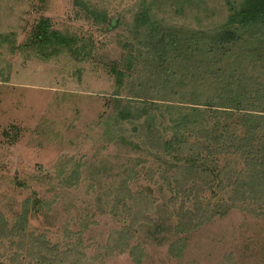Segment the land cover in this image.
<instances>
[{"label": "rangeland", "instance_id": "1", "mask_svg": "<svg viewBox=\"0 0 264 264\" xmlns=\"http://www.w3.org/2000/svg\"><path fill=\"white\" fill-rule=\"evenodd\" d=\"M241 1L0 0V264H264V202L231 201L260 159L235 104L264 113V19L220 59L180 43Z\"/></svg>", "mask_w": 264, "mask_h": 264}, {"label": "trees", "instance_id": "2", "mask_svg": "<svg viewBox=\"0 0 264 264\" xmlns=\"http://www.w3.org/2000/svg\"><path fill=\"white\" fill-rule=\"evenodd\" d=\"M146 15L147 14L144 11H142L141 13H137L138 16L137 18L139 19L141 17L142 19L146 17ZM227 16L229 18V23H235L236 26H233L232 28L229 27L223 31L222 30L220 31L219 29L218 33L216 34L214 32L217 29L209 30L208 32L201 31L199 32V36H197V32L195 30H191L186 33V36L184 38H180L181 47L185 49L188 48V50H191L190 45L195 41V38L204 39L210 45L213 46H216L217 43H219V47L217 49L210 48L206 51V57L210 56V58H214V59L218 57V59H220L222 57V54L225 55L229 52L230 50L229 44L234 43V39L235 40L239 39V36L237 34L242 35L240 32L237 33L238 31H241L244 28H245L244 30H247L249 27L250 29L253 30L256 27L261 26V23L264 19V0H242L236 5L227 8ZM166 33H167L166 35L169 34L168 32ZM251 34L253 35L252 32ZM262 35L263 33H261L259 36L256 37L257 47L249 50V53L255 51H262L264 47V37ZM164 37L165 34H163L160 39H163ZM147 56L151 57L150 54H147ZM157 68L162 69L163 68L162 64H159ZM232 81L233 80H231V82ZM261 86L264 88V85ZM235 108L253 111L252 113H249L250 114L249 117L245 119V121L248 122V125H246L247 136L243 140L244 142H246L245 143L246 149H244V152L246 150L252 149L251 152H248V158L252 156L257 157L259 155L260 159L254 158L251 161L253 167L251 168L250 171L246 172L244 169H241V171L235 175L232 185L233 196L231 198V201L232 202L240 201L242 200V198H245L246 193H250L253 194V196H255L254 200L256 202L258 203L259 201L264 202V113H255V111H257L255 107L245 106L244 108H240L239 102L235 104ZM212 110L214 112L215 124L212 125L210 131H205V134H202L201 136L207 141L214 139L213 134L216 133L220 127V123L217 122L218 118L223 113H226L224 111H227L221 109H212ZM195 112L201 114L203 111L200 110L199 107H192L191 112L189 113V116L191 118L186 120L187 124H193L197 122V117L195 115ZM227 114L228 116H230L229 113ZM183 118H185V116ZM255 134H256L255 136L256 140H254L251 145L247 144V141L252 140ZM140 135H142V137L144 138L145 144L157 152H164L166 150L172 151V149L178 148L179 145L177 139L165 141L160 136L159 133L150 134L149 130H147L146 123H143L141 125ZM189 146L191 148L193 147L192 145ZM243 155L244 154H241L240 156L243 157ZM176 186L177 188L174 190L176 194L183 193L184 196L187 197H189L190 194L192 193L196 197L198 195V191L192 192L191 189L185 188L184 184L182 183L178 182L176 183ZM182 203H184V201H182ZM199 209H200L199 202L195 200L194 208L192 211L194 216H197Z\"/></svg>", "mask_w": 264, "mask_h": 264}]
</instances>
